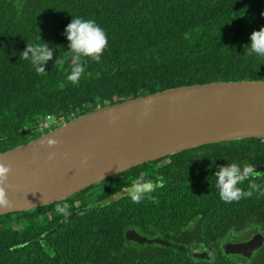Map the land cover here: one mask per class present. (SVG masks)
I'll return each mask as SVG.
<instances>
[{"label":"trees","instance_id":"16d2710c","mask_svg":"<svg viewBox=\"0 0 264 264\" xmlns=\"http://www.w3.org/2000/svg\"><path fill=\"white\" fill-rule=\"evenodd\" d=\"M262 13L264 0H0V152L139 95L264 80V57L247 55L249 34L264 26ZM72 16L95 20L108 37L99 62L83 58L85 72L76 84L67 79L74 61L63 34ZM42 41L53 57L38 74L20 52ZM48 114L58 122L39 129ZM233 162L254 167V176L239 185L252 195L225 203L214 173ZM141 174L159 186L140 203L128 195L113 199ZM261 190L264 138L203 144L113 174L65 199L1 215L0 264H264V241L249 258L223 249L226 242L264 235ZM128 228L169 245L126 240ZM201 250L210 257L192 254Z\"/></svg>","mask_w":264,"mask_h":264},{"label":"water","instance_id":"95a60500","mask_svg":"<svg viewBox=\"0 0 264 264\" xmlns=\"http://www.w3.org/2000/svg\"><path fill=\"white\" fill-rule=\"evenodd\" d=\"M249 137L264 138L261 79L178 86L98 107L0 152V163L10 167L6 185L0 186L11 202L0 206V216L65 199L113 174L186 149ZM49 139L57 143L48 146ZM125 239L169 245L133 228L126 229ZM263 241L257 232L226 242L223 249L249 258ZM192 254L210 257L206 250Z\"/></svg>","mask_w":264,"mask_h":264},{"label":"clouds","instance_id":"9594fccd","mask_svg":"<svg viewBox=\"0 0 264 264\" xmlns=\"http://www.w3.org/2000/svg\"><path fill=\"white\" fill-rule=\"evenodd\" d=\"M264 15V13H262ZM73 17V16H72ZM68 41V49L72 53L74 65L67 79L76 84L85 72V63L83 58L90 57L99 62L104 50L108 46V37L105 31L93 19L82 17H73L70 23L65 26L64 33ZM247 55L264 57V26L258 30H253L249 34V43L247 44ZM53 57V49L49 47L48 42H39L26 44L23 51L20 52V59L29 61L38 74H44V65ZM56 63L63 64V60H56ZM57 143L55 139L47 141L48 146ZM54 153L49 154L52 159ZM10 167L0 163V185H6ZM255 170L251 164L241 165L238 162L228 163L220 167L215 173L216 187L219 190L220 197L225 203L239 201L242 198L252 195V191H245L240 184L254 176ZM153 181L145 178L143 174L139 175L128 189L127 195L133 203H140L146 194L151 193L154 187ZM250 189L260 190V186L251 183ZM264 194V190H261ZM11 202L7 198L5 188L0 186V206H10ZM57 211L65 212V207L57 205Z\"/></svg>","mask_w":264,"mask_h":264},{"label":"built area","instance_id":"2783aa9c","mask_svg":"<svg viewBox=\"0 0 264 264\" xmlns=\"http://www.w3.org/2000/svg\"><path fill=\"white\" fill-rule=\"evenodd\" d=\"M48 120H50V121L48 122ZM57 122H58L57 118L48 114V115H46L45 122L41 123L38 128L42 129V128L48 127L50 124H56Z\"/></svg>","mask_w":264,"mask_h":264},{"label":"rangeland","instance_id":"374dc122","mask_svg":"<svg viewBox=\"0 0 264 264\" xmlns=\"http://www.w3.org/2000/svg\"><path fill=\"white\" fill-rule=\"evenodd\" d=\"M49 121H50V120H48V122H49ZM131 186H132V185L127 186V187H123L119 193L113 195V199H116V198H118V197H120V196H123V195H127L128 189H129ZM89 202H92V199H91ZM15 226H16V225H15Z\"/></svg>","mask_w":264,"mask_h":264},{"label":"flooded vegetation","instance_id":"af4514ba","mask_svg":"<svg viewBox=\"0 0 264 264\" xmlns=\"http://www.w3.org/2000/svg\"><path fill=\"white\" fill-rule=\"evenodd\" d=\"M253 235H254V234H253ZM248 238H249V237H248ZM248 238H246V239H248ZM246 239H242V241H243V240H246ZM239 241H241V240H239Z\"/></svg>","mask_w":264,"mask_h":264}]
</instances>
